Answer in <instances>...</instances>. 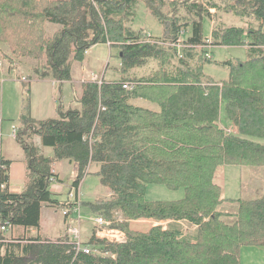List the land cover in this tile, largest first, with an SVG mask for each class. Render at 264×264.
I'll use <instances>...</instances> for the list:
<instances>
[{
  "label": "trees",
  "instance_id": "obj_1",
  "mask_svg": "<svg viewBox=\"0 0 264 264\" xmlns=\"http://www.w3.org/2000/svg\"><path fill=\"white\" fill-rule=\"evenodd\" d=\"M139 3L163 26L161 36L131 27ZM222 13L246 24L226 25ZM205 19L213 21L209 35ZM47 23L58 27L48 34ZM96 44L115 47L119 77L83 81L74 106L58 99L57 117H31L30 82L22 80L14 138L24 152L25 184L20 193L0 190V225L38 230L44 204L71 208L72 200L49 189L56 179L51 163L68 159L74 187L90 163L96 166L92 173L109 195L86 203L124 238L99 237L93 228L81 242L85 252L67 230L56 239L0 230V264H239L242 247L264 246V191L226 199L215 181L220 165L264 166V142L254 139H264V0H0V60L9 65L36 60L38 78L61 83ZM217 45L248 51L244 60L219 62L228 69L222 80L203 72ZM151 62L156 68L138 75L135 69ZM222 106L235 132L220 125ZM35 136L52 148L51 157L41 154ZM8 165L0 159L6 184ZM148 184L184 194L147 200ZM225 201L236 209H220ZM141 219L167 224L129 226Z\"/></svg>",
  "mask_w": 264,
  "mask_h": 264
},
{
  "label": "rangeland",
  "instance_id": "obj_2",
  "mask_svg": "<svg viewBox=\"0 0 264 264\" xmlns=\"http://www.w3.org/2000/svg\"><path fill=\"white\" fill-rule=\"evenodd\" d=\"M221 16L222 19L225 21L226 25L246 24L244 23L245 21H242L238 17H235L230 14L222 13ZM212 25H213V21L209 22L206 19L204 20L203 32L205 35H209L210 28L212 27ZM45 27L47 33L51 34L53 30H55L58 27V25L47 23ZM131 27L133 29H143L144 33L148 32L152 34L154 37L161 36L163 34V26L153 17V15H151L146 10L143 3H139L137 5L135 18L131 24ZM87 51L88 52L85 54V59L82 62L74 61L72 63L71 79L69 81H65V83L61 85L62 90L60 94L58 93V91L57 94H55L57 98L61 97L62 104L66 108L73 104L75 96L79 93L78 92L79 87L78 85H76L75 81L72 82V79L74 78L79 79L81 77L82 73L80 68L83 64H85V66L88 67L91 75L98 74L100 76H103L105 79L119 77V72L117 70L119 66V59L116 57L117 50L115 49V47H110L109 49L107 46L103 44H96V46H94L90 50L88 49ZM210 52H211V62L206 63L203 66V72L214 80H222L228 77V69L226 66L220 64L219 63L220 61L226 59L244 60L247 58L248 55V51L246 47L243 45H229V46L217 45L212 47L210 49ZM20 61L22 63L29 64L27 66L30 67L39 64L38 61L27 58H22L18 62ZM6 63L7 61L4 60L2 65L6 66ZM16 67L21 69L23 66L17 65ZM155 68H156L155 63L151 62L150 64H148L147 66L143 67L140 70L135 69V71H137L139 75L142 73H148L150 69H155ZM20 73H22L25 76L30 74L32 77L30 82V92L32 93L31 103L33 104V97H35L36 98L35 105L38 106V109L42 112V113L37 112L36 115H46L44 112L46 111V105L48 101V93H49L48 90L43 85H35L36 83L34 77L36 76L33 73L32 69H30L29 71L28 68H26L25 66L23 69L20 70L19 75ZM12 75L15 77V74ZM85 78H89V76L85 75ZM18 82L21 83V81ZM33 91H34V96H33ZM134 101L137 103L152 105L142 100L135 99ZM31 103H30V107H31ZM11 114L12 113L9 112L6 108H4V111L1 114L2 116L0 119V142H1V137L12 134L11 132L12 127L9 120ZM39 117H44V116H39ZM53 117H57V112H55L54 116H51L50 118ZM219 123L225 129L231 127L232 130L235 132L234 127L231 125V122L226 116L223 106L220 109ZM254 139L256 141L261 140L262 142H264V139H260V138H254ZM259 173H261L263 176L260 177L258 176L259 178L257 177V175L253 176V174H259ZM215 181L221 187V196L223 198L248 199L251 197H257L259 196V194H261L264 191V166L248 167V166H239V165H220L216 171ZM106 190H108L107 187L102 185L98 176L94 174H89L87 176V180L85 184L82 185V189H81L82 204L80 205L81 207H79L82 209L81 224L79 230V240H81L82 242L86 241L89 238L94 226L97 225L93 221V219L97 215L90 209V207L87 205L86 202L93 201L98 197H103L107 192ZM183 194H184L183 188H179L177 190H170L162 184H148L146 190V199L176 200L181 198ZM220 209L235 210L236 205L232 204L230 201H225V203L221 205ZM166 224L167 223H164V225ZM145 225L146 224L143 223V221H138L131 224V226H133L134 228H138L141 231H146ZM179 225L182 228V230H184L187 233L191 234L194 230V226L187 222H181L179 223ZM20 230L22 229H18V228L14 229L13 231L14 235H18ZM239 264H264V246L242 247L239 255Z\"/></svg>",
  "mask_w": 264,
  "mask_h": 264
},
{
  "label": "crops",
  "instance_id": "obj_3",
  "mask_svg": "<svg viewBox=\"0 0 264 264\" xmlns=\"http://www.w3.org/2000/svg\"><path fill=\"white\" fill-rule=\"evenodd\" d=\"M103 45L107 46L110 49V46L108 44H103ZM94 46H92L91 48H93ZM91 48H89V50ZM2 60L4 62V59ZM2 60L0 61L1 62V65H0V113L1 114L3 113L4 108H6L9 112H11L12 114L10 115V119H9L11 123V127L16 126L17 128L19 127L18 117L20 115V109H21V103H22V97H23L22 80L31 82V79H32L30 74L25 76L22 73H20L19 75V72L25 66L26 68H28L29 71L30 69H33L34 66L33 67L27 66L29 64L22 63L21 61L15 63L14 65H9L8 63H6V66H3ZM17 65L18 66L22 65L23 67L20 69L16 67ZM80 70L82 73L81 77L79 79H76V78L72 79V82L75 81L76 85H78L79 87V91H78L79 93L78 94L76 93L77 94L76 96H78L81 92V83L83 81L89 80L88 78H85V75H87V73H90L88 67H86L85 64H83ZM84 70L87 72H85ZM12 74H15V77ZM22 77H24L25 79H21ZM34 78H35V83H36L35 85L45 86L49 93H48L46 111L44 112L46 115H36L37 112L39 113H42V112L38 109V106L35 105V102H36L35 97H33V104L31 103L30 115L33 119L50 118L51 116H54V113L56 112L55 110H56L58 99H60L62 102L61 97L57 98L55 94H57V91L60 94L62 90L61 85L65 83V81L59 83L58 81L54 79H50V78L42 79V78H38L37 76ZM18 81H21V83H19ZM33 96H34V91H33ZM72 105L74 106V104ZM1 114H0V119L2 116ZM39 116H44V117H39ZM14 136L15 135L12 132L11 135L9 134L7 136L1 137L0 159L9 160V165H8L9 178H8V182L6 185L7 190L11 193H20L24 189L26 166H25L24 152L22 148L19 146V144L16 142ZM34 143L39 148L41 154L48 156V157L52 156L53 154L52 148L49 146L42 145L39 137L37 136L34 137ZM95 169H96V166L90 163V165L88 166V173L83 177L82 181L78 184V188L80 192V201H81V196H82V193H81L82 185L85 184L87 180V176L89 174H93L92 172ZM51 171L56 177V181H57L56 187L58 188L59 186H61V188H58V190L54 191V193L57 194V197L60 200L67 199L68 198L67 193L72 188V182L76 175L74 164L68 159L55 160L51 163ZM254 175H257V177L263 176L261 173L253 174V176ZM106 191L107 192L105 193L103 197H106L109 195V191L108 190ZM80 205L81 204L79 203V207H81ZM79 207L78 209L72 208L68 211L67 214H63L62 213L63 207L59 205L56 206V205L44 204L41 208L40 226L38 230H35L34 228L25 229L22 227H14L10 229L6 234L8 237L9 236L11 237L12 234H14L13 233L14 229L18 228V229H22L19 232V234L21 235L39 234L41 237L46 238V239H56L58 236L63 234L66 230L68 231L69 228L75 227L77 228L79 232L80 224H81V212H82V209ZM224 210H227V209H224ZM138 221H143V223L146 224L145 225L146 230L149 229V227H151L154 224L161 223L159 221H154L152 219L131 220L129 221V226L134 228L133 226H131V224H133L134 222H138ZM139 223H142V222H139ZM99 227H102V226L100 225L94 226L95 231ZM134 229L140 230L138 228H134Z\"/></svg>",
  "mask_w": 264,
  "mask_h": 264
},
{
  "label": "built area",
  "instance_id": "obj_4",
  "mask_svg": "<svg viewBox=\"0 0 264 264\" xmlns=\"http://www.w3.org/2000/svg\"><path fill=\"white\" fill-rule=\"evenodd\" d=\"M87 53V50L85 51V54ZM0 65H1V62H0ZM85 71V70H84ZM86 72V71H85ZM87 76H89V80H92V81H97L98 83H101V77L100 75L98 74H92L91 73H87ZM21 79H24V77H22ZM124 88H131V85L129 83H125L123 85ZM16 126H12V132L13 134L15 135L16 133ZM227 132H232V128L229 127L228 129H226ZM57 181L55 178H51L50 179V185H49V189L54 192V191H57L58 188H61V186H59L58 188L56 187ZM6 183L5 182H0V190L4 189L6 187L5 185ZM67 196H68V199L72 200L73 201V205L71 208H68V207H64L63 210H62V213L63 214H67L68 211L70 209H78L79 207V203H80V192H79V188L78 186L77 187H74L72 186V188L69 190V192L67 193ZM93 221L99 226H102V227H99L97 230H96V234L97 236L99 237H106L110 240H122L124 238V232L118 228H114V227H109V222L103 218L102 216H96ZM164 223H167V222H161V224L164 225ZM9 228L8 226H5V225H0V230L3 231V232H7L9 231ZM68 233L72 236V238L75 240L76 242V250H79V249H82L83 251L85 252H88L89 249L87 246H83L81 244V241L79 240V232L77 230V228L73 227V228H69L68 229Z\"/></svg>",
  "mask_w": 264,
  "mask_h": 264
},
{
  "label": "bare ground",
  "instance_id": "obj_5",
  "mask_svg": "<svg viewBox=\"0 0 264 264\" xmlns=\"http://www.w3.org/2000/svg\"><path fill=\"white\" fill-rule=\"evenodd\" d=\"M2 224V223H1Z\"/></svg>",
  "mask_w": 264,
  "mask_h": 264
}]
</instances>
